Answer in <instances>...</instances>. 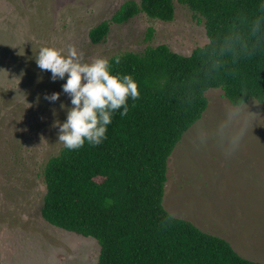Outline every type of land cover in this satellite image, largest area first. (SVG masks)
<instances>
[{"label":"rangeland","instance_id":"1","mask_svg":"<svg viewBox=\"0 0 264 264\" xmlns=\"http://www.w3.org/2000/svg\"><path fill=\"white\" fill-rule=\"evenodd\" d=\"M124 1L0 0V264H97L100 255L97 239L42 216L44 167L64 146L57 122H64L71 104L62 91L67 74L51 80L35 63L39 49L66 54L74 45L91 62L159 44L189 55L209 40L205 19L174 0L172 20L140 12L112 22L106 37L92 42L90 30L110 20ZM53 92L60 93L58 100L44 98ZM206 95L202 117L168 159L163 206L225 238L240 255L264 262V101L236 106L222 88Z\"/></svg>","mask_w":264,"mask_h":264},{"label":"trees","instance_id":"2","mask_svg":"<svg viewBox=\"0 0 264 264\" xmlns=\"http://www.w3.org/2000/svg\"><path fill=\"white\" fill-rule=\"evenodd\" d=\"M178 1L205 19L208 42L189 55L159 44L108 59L111 73L130 75L140 96L128 99L125 116L113 114L102 143L63 146L47 161L42 216L97 239V264H264L163 206L168 159L206 110V91L222 88L236 106L264 101V0ZM140 12L170 21L175 3L125 0L90 39L99 43L112 22Z\"/></svg>","mask_w":264,"mask_h":264},{"label":"clouds","instance_id":"3","mask_svg":"<svg viewBox=\"0 0 264 264\" xmlns=\"http://www.w3.org/2000/svg\"><path fill=\"white\" fill-rule=\"evenodd\" d=\"M120 62L119 57L114 58ZM37 67L51 73L50 79H65L62 91L70 97L66 119L58 123V141L68 150H77L87 142L96 146L106 139L107 126L119 109L120 116L128 112L127 101L139 98L137 82L130 75L112 74L108 59L99 57L91 62L83 61V53L69 45L67 53L54 47H41L35 56ZM60 93L45 94V99L55 102ZM61 107L64 108L63 103ZM244 133L240 128L233 140L238 148Z\"/></svg>","mask_w":264,"mask_h":264}]
</instances>
